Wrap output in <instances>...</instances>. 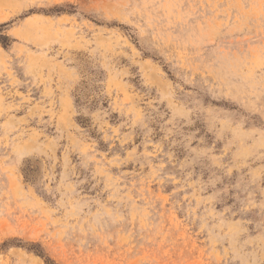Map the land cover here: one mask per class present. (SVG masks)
<instances>
[{"label": "rangeland", "instance_id": "obj_1", "mask_svg": "<svg viewBox=\"0 0 264 264\" xmlns=\"http://www.w3.org/2000/svg\"><path fill=\"white\" fill-rule=\"evenodd\" d=\"M0 264H264V0H0Z\"/></svg>", "mask_w": 264, "mask_h": 264}]
</instances>
